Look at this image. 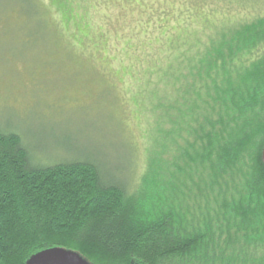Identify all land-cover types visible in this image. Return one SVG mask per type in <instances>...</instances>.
I'll return each instance as SVG.
<instances>
[{
  "label": "trees",
  "instance_id": "16d2710c",
  "mask_svg": "<svg viewBox=\"0 0 264 264\" xmlns=\"http://www.w3.org/2000/svg\"><path fill=\"white\" fill-rule=\"evenodd\" d=\"M58 1L89 28L82 42L105 35L98 15L115 4L143 12L116 41L149 122L145 166L131 186L82 157L35 165L0 131V264L52 249L86 264H264V12L193 21V1Z\"/></svg>",
  "mask_w": 264,
  "mask_h": 264
},
{
  "label": "rangeland",
  "instance_id": "374dc122",
  "mask_svg": "<svg viewBox=\"0 0 264 264\" xmlns=\"http://www.w3.org/2000/svg\"><path fill=\"white\" fill-rule=\"evenodd\" d=\"M35 1L46 23L44 34L28 0H0V131L19 135L35 165L82 157L105 177L125 176L136 184L145 166L149 122L138 109L135 84H129L133 77L124 72L125 42L116 39H123L143 12L115 4L102 12L109 19L98 15L105 35L82 42L79 36L89 28L78 20L79 12L74 16L58 0ZM190 1L199 9L192 11L193 21L205 11L213 17L214 9L231 16L264 12V0L170 4Z\"/></svg>",
  "mask_w": 264,
  "mask_h": 264
},
{
  "label": "water",
  "instance_id": "95a60500",
  "mask_svg": "<svg viewBox=\"0 0 264 264\" xmlns=\"http://www.w3.org/2000/svg\"><path fill=\"white\" fill-rule=\"evenodd\" d=\"M261 161L264 166V144L261 149ZM27 264H86L77 254L59 249L40 252L28 261Z\"/></svg>",
  "mask_w": 264,
  "mask_h": 264
}]
</instances>
